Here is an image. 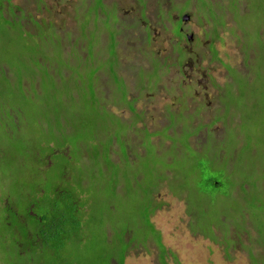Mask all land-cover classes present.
<instances>
[{"label":"rangeland","instance_id":"1","mask_svg":"<svg viewBox=\"0 0 264 264\" xmlns=\"http://www.w3.org/2000/svg\"><path fill=\"white\" fill-rule=\"evenodd\" d=\"M181 1L185 0H176V2ZM12 2L14 5H17L22 9L25 8L27 13L32 14L39 20H51L55 24L59 36L54 30H49V27L46 26V30H42L41 32L44 35L43 38L48 37L50 39H56L57 37H60L63 46H65V50L69 51L70 54H74V58L76 59H79L80 56L84 55V51H82L84 43L97 44L101 41L107 45L98 49L97 52L99 55L97 57V53H95L93 49L88 52L87 62L89 64L95 63L98 66V64L103 61L100 54L108 49V55H113L112 60H107V64L110 66L117 61L113 47L116 48L117 45L118 48H124L122 52H119L122 56L121 58H123L122 64L123 67H125V70L122 68L120 72H122L125 77H128V81L133 80V72L127 68V66L130 67V63L135 65L137 62V66L143 67L150 65V62L145 59L147 58L146 55H144L145 51H150L151 55H154L155 57H158L160 53L161 56L165 54L168 44L167 42H162L165 39L163 37V35L165 36V31L159 23V11L164 9V16L169 17L171 10L184 12V10H186L185 8H188L189 5L188 1L183 4L173 2L172 9L169 12L166 11V9L171 5L170 0H148L146 8L145 0H92V3L90 0H12ZM247 2L248 0H243V5ZM236 3H238L237 0H231L230 2L229 0L214 1L215 7L225 8L224 12L218 10L219 14H224L222 15L224 25H220V37L217 38L216 42L218 57L222 60V63L219 62V60H215L212 61L213 63H210L209 66L207 61H204V65H208L212 70L209 71L210 76L202 77V83L200 85L198 84L200 91L206 86L209 88L208 101L211 99V104H208L207 101L204 100L202 92L198 96V99L194 98L195 95H190V91L186 93L187 83L183 84L181 82V77L176 74L174 68L160 71V77L155 85H148V81L145 79L144 82L147 88L145 92L150 93V95L148 99H140L138 105V110L143 111L144 122L141 121L135 124V128L131 129L128 134L129 136L126 139L128 140V143L133 140L132 137L135 136L138 140H142V137L144 138L145 134L141 130L145 129V126H148L150 131L154 132V138L152 140L157 147L155 146V153L153 147L149 150L148 161L153 165L151 169H146L144 160L140 163L145 167V172L143 174L142 170L139 169V164L133 159H121L123 166L120 165L121 161H119L118 164L111 163L109 160L111 156L118 161L120 154L122 157H127L129 153L126 148H123L120 145L122 139L117 140V147L116 145H113V149H109L112 142V133L107 131V129L110 127L105 129L103 127L101 131L104 132V138L100 141H95L90 145L91 147H94V149L98 146L102 147L101 154L111 167L110 175H107L109 179H111L110 176L113 175V172L116 173L115 171L124 172L126 167L130 169V176H126L125 180H123V186L127 190L133 189L134 191L132 192V195H130L129 200L124 203L128 204L127 207H131L135 212L138 211V213H143L154 204V200L153 202L149 200L150 190L154 187L153 184H149V177L155 170H159V172L166 178L170 177V181H172H165L159 190L161 195L156 199L158 206L152 216L156 228H147V230L145 228H140L136 230V233L127 234V238L136 235L138 240L141 234H145V237L147 235L149 239L147 243H142L141 241L134 242L133 247L127 253L128 255L125 259L126 264H264V214L263 212L254 209L252 211L249 200H247L245 204L238 202V195L235 194L236 191L233 189L236 186L237 181L241 180L237 174H234L233 171L228 172L226 167L223 166L225 164L224 156H222L220 160H217V144L212 141L213 148H209L206 144L203 148V144L206 142L204 138L207 136V133L204 129H202V132L199 130L202 125L198 123L200 119L199 115L195 114L196 112H201L202 119L205 118L209 120L211 116L216 115V113L220 114V111L224 106L226 107V111L227 109L229 110L227 116H225L227 117L225 122L220 120L215 124L212 132H210V134L212 133L213 138L216 137L218 142L222 144H225V141H229L228 137H230L232 135L231 133L235 131L233 129L234 125L237 127L238 124H245L244 128H246V130L248 129L246 126L247 122L240 117V114L246 119L257 117L256 115H248V108L245 106H236V109L232 110L228 97L232 91L228 88H224L222 94L224 84L227 81L232 80V71L229 72L227 66L239 67V70L246 75L248 74L247 68H249L247 67V64H245L247 61L244 60V54L242 52V50H245V46L241 47L244 38L243 31L245 28V26L244 28L242 26L248 23L250 28L254 29L255 24L250 21L252 19L250 14L246 15L247 22L242 20L239 24L236 22ZM0 4L5 5L9 9H13L9 0H0ZM198 6L199 3L192 1L191 9L197 11ZM229 7L230 11L228 9ZM131 9L135 16H131L128 12V10ZM144 13L150 25L157 28L155 31V39H152L150 43L143 39L145 29V23L143 21H146ZM10 15L12 16V19L15 16L14 19L25 21L28 24L31 23L30 21H33L22 10L17 13V15L10 11ZM141 17L143 18V21L139 22L138 20L142 19ZM91 21L92 26L86 29L87 24H91ZM221 21L222 19L220 18L218 22ZM5 23H7V21L0 17V29L4 27ZM199 26L197 19H194V21L192 20L191 28L198 35L201 31ZM85 29L87 30V35H85L83 31ZM129 29L130 31H128ZM158 32H161L163 35H159ZM124 37L126 39H124ZM257 38L258 37L255 33L248 36L249 48L254 46V44H250V41H252V43L255 42L256 46ZM43 41L44 40L41 39L42 44ZM45 46H47L46 49H48V54L51 52V46L53 53L55 52L53 44ZM143 47H145V50ZM259 47L260 53L258 51V58L259 60H264V53H261V51L264 50V43L259 41ZM8 52L9 50H6L5 52L6 59L9 55ZM13 53L25 52L14 51ZM46 55L47 54H43L41 58L43 59V56ZM126 56L130 58L129 61L126 60ZM246 58L251 64L250 73L252 77L259 76L264 79V61L259 62L258 60L256 62L253 54ZM49 60H51L50 57L46 61L49 63ZM255 62L256 65L253 66ZM95 64L93 70L97 69ZM151 64L158 66L155 61L151 62ZM19 66H21V64H17L15 68H18ZM58 71H60L59 68H55V72L62 75V71ZM155 71L156 68H153L150 71L139 70L138 67L136 69V72H138L137 82L142 84L143 77L150 76L151 73ZM64 74L69 76L71 74L70 69L65 68ZM235 82L236 83L233 84L234 87L237 86L238 80L236 79ZM114 83L116 84L115 75L109 74L104 80V86H97L96 90L99 94L100 103L105 102L103 97L107 91L109 92L111 87L114 86ZM130 83L135 82L133 81ZM116 86L117 90L112 93V96L124 100L125 88L120 84H117ZM147 86L149 87V90ZM227 86L232 85L228 83ZM84 99L85 93L82 90L76 93L75 100L78 103H73L75 100L69 102V105L73 104L71 105V110L78 119L82 118V115H86V112L89 113L91 107H95L90 103L89 99ZM199 100L200 102L198 105L204 107L202 111H197L194 108ZM122 104L126 106L125 103L122 102ZM58 111L60 114L62 113L63 110L61 105L59 106ZM179 112H181L182 115H176ZM193 113L196 116V119L194 118L195 120L192 119L188 121L187 119H182V122L176 123V118L182 116L186 117L187 115L188 118L189 115L193 116ZM96 114L99 115V113ZM17 115H19V111H17ZM134 120L136 119L134 118ZM179 120H181V118H179ZM97 121L98 123L95 124L94 128L101 129V122L99 119ZM22 122L23 119L21 118L18 124H16L20 128L15 127L20 135L27 133V125L25 124L23 126ZM57 124H59L58 116L54 114L50 116L46 127L49 129V132L54 133L57 131V128L55 127ZM36 125L33 126L39 133V137L40 135L42 137L40 128ZM117 125L113 131V135H116L122 127L121 125ZM4 127L5 126L1 125L0 121L1 134L4 131ZM229 129L230 132L227 133ZM7 131H9L7 136L4 133L0 135V143L9 149L6 152L7 154L5 157L9 163V173L18 175L22 172H19V168L20 165L23 164V160H29V157L22 154H16L15 150L13 151L14 148L12 146H18L20 143L26 144L25 142L28 140L30 141L31 139L32 141V137L29 138L28 136L23 139L13 140L14 134H17V132H14V130ZM188 131L191 133L189 138ZM29 132L31 134V131ZM136 133L137 135H135ZM68 134L69 135L64 137L65 140L59 138L61 139L59 142H67V145H70L71 147H69L67 151H64L62 147L56 146L58 151H54L51 155L52 164L44 169L49 173V176L44 178L43 184L45 186L41 197H46L45 192H47V194H57L58 188H60L61 174L64 175L63 177L66 186L61 184L64 188V192H58L59 195L74 197L78 193H82L84 190L78 181L76 174L78 173L80 179H85L84 187L86 190L88 189L86 191L88 192L86 193V196L89 203L86 210L80 211V214L84 215L83 218L85 223L82 232L83 239L78 242V244L69 248L68 252L72 255L71 260L76 259L78 264H122L119 260L120 241L115 237L117 230H113V227H110L113 225L110 223V226H108L103 219L105 217L110 219L115 218L118 208L123 207L120 205L119 200H124V197H122V194H120V196H113V191L109 193L99 192L98 188H103L101 182L102 178L94 176L93 174L99 167L98 163H92L91 161L89 163L88 161L83 160L84 153H81L78 148L76 149L73 147L79 144V141H75L78 139L77 137L79 133L77 131L71 130ZM188 139L196 148H190L184 154L179 152L181 155L176 158L172 157V160L167 159L165 152L161 154L156 153L157 148L163 150L167 146L166 150L168 151L171 149V147L169 148L171 145L187 148ZM138 140H135L137 147L136 150L140 153L142 152L143 147L141 142L140 144H137V142H139ZM261 140L262 141H259L257 137L254 140L256 152L252 157L264 153V140ZM238 142L239 141L237 140V143ZM113 143L115 144V142ZM233 145H236V140ZM197 146H201V149L203 148V150H198ZM115 148L116 151L114 150ZM223 148L224 146H220L221 153L225 151ZM229 148L231 149L232 146ZM136 150L133 149L130 151L131 157L134 159H136L134 154ZM152 160H154L153 163ZM181 162L186 164V171L184 167H181ZM229 162V167H231L232 160ZM156 163L160 164V166H156ZM236 164L237 161L235 162V165ZM261 165L263 166V170L260 171V169H253L251 170V173L256 174L258 178L261 177V180L264 182V158L262 159ZM168 167L171 172L168 170ZM17 169H19L18 172H16ZM112 169H115V171ZM172 169H175L180 175L179 180L181 182H179V187L181 190H179L178 193H173L172 186L169 184L176 183L173 182L175 173ZM101 174L102 173H99L100 176ZM91 175L94 176V185L90 184ZM6 177L7 179L2 177V181L0 182V206L4 200L3 196L7 194L5 191L8 190L10 195L13 196V194L19 192L23 185L22 176L17 179L16 183H13L14 181L10 180V176ZM213 178L221 180L223 184L219 187H214L211 184ZM104 189L106 190L107 187ZM186 189L188 192L185 191ZM185 192H187L188 201L186 199L183 201L184 197L182 195ZM242 194L244 195L243 192ZM250 194L252 195V193ZM80 204H82V201ZM190 210L198 211V213H200L198 215L201 216V218L203 217L202 219L205 222L210 221L212 223L208 235H205L202 231L197 232L192 229L191 222L195 223L197 220L194 216L193 218L190 217ZM7 215H9L7 219H14L16 223L20 221L16 218V215L6 212L3 208V210L0 209V222L5 221L3 218ZM99 217L102 218L100 224H94L92 219H98ZM29 219L30 217L28 218L27 223H23L24 226L22 223H18V226L21 231L23 230L24 235H26L25 233L31 225ZM123 226L124 223L119 224L118 229L122 230ZM104 233L109 234L107 241H105ZM209 233L213 234V236H210ZM3 234L4 233L2 232V237L0 234V241L2 242H0V264H39V261H41L40 264H56L57 260L60 261L64 259V257L60 255L56 256L48 252H43L36 247H25L26 244L29 243L27 237L23 238L24 241L18 239V244L15 248L13 245L14 236H3ZM63 235L68 239H70V235H73L72 237H74V233H64ZM161 235L162 242L167 248L164 258L161 256L163 251L160 249L161 247L159 248L158 246V238H161ZM117 236L121 237V234H118ZM115 239H117L118 242L115 241ZM22 243L24 245V247L22 245L23 248L21 247ZM13 249L16 254L17 252L22 251L23 256L14 254Z\"/></svg>","mask_w":264,"mask_h":264},{"label":"trees","instance_id":"2","mask_svg":"<svg viewBox=\"0 0 264 264\" xmlns=\"http://www.w3.org/2000/svg\"><path fill=\"white\" fill-rule=\"evenodd\" d=\"M250 5H248V9L250 11L245 12L243 11L242 14H240V11L238 10V5L236 3V14L237 20L239 22L246 21V15H251V22L255 24L254 30L249 31L247 36H250L252 34H256L257 43L256 48L253 50L255 56H258V51L260 53V47H259V41L264 43V0H248ZM238 3L243 4V0H237ZM240 4V5H241ZM239 5V6H240ZM241 8V7H240ZM0 17L2 19H5L7 23L4 24V27L0 29V66L3 63H9L11 65L16 63H13L12 61H9L5 58V52L6 50H10L15 47H17L20 42L24 41L29 35V30H25L27 23L25 21L24 24L17 22L16 25L11 26L10 28L7 27V24H14L15 22H8V18L4 17L3 14L0 13ZM235 17V18H236ZM44 25H51L52 22L48 19H42ZM247 22V21H246ZM41 21L38 23L40 25ZM253 24V25H254ZM43 38V43L48 45L55 42V39L50 38ZM7 40L11 43V45L7 44ZM27 43V42H25ZM250 44H254L250 41ZM28 45V44H27ZM29 46V45H28ZM30 49V50H29ZM29 49L24 51L26 53V58L33 61L36 59V50L32 49L29 46ZM249 51H252L251 48H247ZM8 52V53H9ZM261 53H264V50L261 51ZM21 54V53H19ZM34 55V56H33ZM21 56V55H19ZM49 57L43 56V59L41 60L42 65H45V63L48 64L46 60H48ZM22 60V58H21ZM264 61V60H259ZM53 62H51L50 66H53ZM62 65V63H61ZM59 66L60 71L63 72L64 65ZM256 65V64H255ZM253 65V66H255ZM37 66V65H36ZM43 75V80L41 81V92L36 95L35 97H32L26 93L20 92L19 94H14L15 90H21V87L19 85H16L17 87L10 86L11 81L7 79L6 77L0 78V121L1 125H4V131L3 133L8 135L9 131L7 130H14V132H17V134H14L13 140H19L23 139L25 137H32V141L28 140L27 142L20 143L18 146L13 145L16 154H22L29 157V160H23V164L20 165V170L17 169L16 172H21V174H10L9 173V163L7 161L6 152L9 150L8 147L2 145L0 143V182L2 181V177L6 178V176H10V180L14 181L13 183H16L17 179L22 176V189L18 192L13 194V196L10 195L9 191L4 198H7L8 196L10 198H14L13 200H17V206L16 208L19 209L20 214H23L24 216L30 217L29 221L31 222L30 227L28 228L27 232L24 235L23 230L21 231L16 229L18 227V223H22V221H19L18 223L15 222L14 219H7V216L3 218L5 221L0 222V234L2 237V232L4 233L3 236L6 235H13V245L16 248L18 244V239L23 240L24 237H27L29 239V243H27V247H36L40 249L43 252H48L53 255H60L64 257L63 260L56 261V264H75L78 262L76 259H72V255L69 254L68 250L71 246H74L80 242L83 232V225L84 223V215H81V210H86L87 205L89 203V200H87L86 192L87 190L84 188L82 193H78L76 196H66V195H59V193L64 192V188L61 184L65 185V179L64 175H60V188H58L57 194L53 193H46V197H40V204L38 206H33L32 202H34L38 196L39 193H43L44 190V178H47L49 176V173L46 172L44 169L52 164L51 162V155L54 151H58L56 146H60L64 149V151H67L70 145H67L68 143H62L59 142L61 139L66 135H69L68 133L71 130L77 131L78 139L75 141H79L76 146H73L74 148H78V150L82 153H89L92 145L91 143H94L95 141H98L99 135L101 134V129L94 128L95 124L98 123L94 116L98 115L94 112L87 113L86 115H82V118L78 119L75 117L74 113L71 110V105H69L71 100L76 99V93L79 91L84 90L86 88L84 84V76L80 75L78 78L75 76L69 77V76H63L60 74L50 73L49 68L44 67L43 70H39ZM234 74L231 75L232 80L227 81L224 88H228L229 90H234L233 94H229V102L231 105L232 110L236 109V106H245L248 108L247 114L248 115H256L257 117L253 118H244L241 114L240 117L245 119L247 122L248 129L244 128V125H239L236 127L234 125L233 129L235 130L230 137H228V142L225 141V144H222L220 142H217L218 146V156L219 157L224 156L226 169L228 172H232L234 174H237L239 176V179L241 181H237L235 188L238 187V202L245 204L247 200H249L250 208L253 211L257 210L260 212H263L264 214V182L261 180V177H257L256 174L251 173V170L253 169H260L263 170V166L261 165L262 159L264 158V153L261 155L253 156V154L256 152V145L254 143V140L256 137L259 139V141L264 140V79L261 77H253L251 79H247L248 77L245 76L244 73L240 72L239 74L236 73V70L232 69ZM0 72H3L2 69ZM26 76H29V72H26ZM59 75V76H58ZM73 75V74H72ZM238 76V77H236ZM24 76H22L19 73L18 78L23 79ZM65 77V78H64ZM69 77V78H68ZM30 80L34 81V77H27ZM60 81H56V80ZM66 79H71L70 81H67ZM73 79V80H72ZM80 79V80H79ZM238 80V84L236 87L233 86L235 80ZM20 82V80H19ZM231 84L232 86H227ZM54 84V87H53ZM50 89H52V92L50 93ZM90 90V89H89ZM92 92V91H91ZM59 94V95H58ZM58 95V96H57ZM73 103H78L73 102ZM62 107V113L60 114L58 109L59 106ZM224 106V105H223ZM25 109L23 107H26V112L28 118H25L30 123L28 127H26L27 133L25 134H19L17 131V128H20L18 125V122L14 121V118L12 117L11 113H15L16 109ZM260 107V108H259ZM50 111H52V114H56L58 116L59 124L55 126L57 128V131L54 133L49 132V129L46 127L48 120L50 119ZM228 109L226 111V107L224 106V111H222L218 118L221 119L223 122L227 119V113ZM59 114V115H58ZM260 115V116H259ZM4 120V121H2ZM37 123V125H36ZM24 126V124L22 123ZM40 128V131L42 133V137L34 126ZM40 125V126H39ZM13 126V127H12ZM231 129V128H230ZM230 129L227 131V133L230 132ZM6 131V132H5ZM31 131V134L30 132ZM84 132V134H83ZM2 133V134H3ZM0 132V135H2ZM11 134V132H10ZM87 135V136H84ZM65 140V139H64ZM93 140V141H91ZM236 140V145L234 146L233 143ZM237 140L239 141L237 143ZM67 141V140H66ZM212 141H214L212 139ZM24 142V141H23ZM70 142V141H68ZM229 143V144H227ZM262 143V142H260ZM80 146V148H79ZM220 146H224L223 150H225L223 153L220 152ZM232 146L230 149L229 147ZM100 152V151H99ZM95 150L92 155L95 154V157H97V163L99 167L94 171V176L101 177V182L103 185V188H98L99 192L101 193H109V190L112 187V182H108V178L106 177L107 174L110 175V172L108 170L110 169V164L108 161H105L102 154ZM5 153V154H4ZM3 157V158H2ZM232 160L231 167H229V161ZM237 161V164L235 165V162ZM29 162V163H28ZM223 162V161H222ZM223 162V163H224ZM107 165V170H103V166L105 164ZM65 167V166H64ZM101 167V168H100ZM48 173V174H47ZM99 173H102L101 176ZM47 174V175H46ZM115 174L111 175V179L114 177ZM55 176V175H50ZM93 175L90 176V184L94 185V177ZM106 179V183H105ZM110 179V180H111ZM115 179V178H113ZM149 184L155 185L156 181H153L151 178L149 179ZM218 180V182L216 181ZM80 185H83V179H79ZM211 184L214 187H219L223 184V182L219 179L213 178L211 180ZM52 185V184H51ZM66 186V185H65ZM189 186V185H188ZM7 187V186H6ZM107 187L105 190L104 188ZM55 189V188H54ZM154 191V189L152 188ZM129 194V189L126 191ZM244 193V195L242 194ZM252 193V195L250 194ZM18 194H22L24 198L20 199ZM19 199V200H18ZM87 201H86V200ZM82 201V204L80 202ZM32 205V206H31ZM152 206V205H151ZM200 206V205H198ZM4 210L6 212H9V208L7 205L5 207L3 206ZM3 208L0 209L3 210ZM120 209V207H119ZM151 209V207H150ZM156 209V207H155ZM154 209V210H155ZM36 210L35 214H31V211ZM152 211V209H151ZM15 212V211H11ZM190 213L192 212L193 216L196 218V222H191L192 229L194 231H202L205 235H208L209 230L211 229L212 223L210 221L205 222L201 216H199L198 211L190 210ZM141 215V213H140ZM18 217L17 219H19ZM127 221H125L123 218L116 220L115 218H107L105 217L103 220L106 222L108 226H110V223L113 226V230L116 229V235L117 239L120 241V258L119 260L122 262V264H126V258H127V251L130 250L131 247H133L134 242L141 241L142 243H147L149 237L145 234H141L139 240L134 235L129 238V241H126V236L129 233H135L136 230L140 228H156L154 223L151 221H148V218L146 215L141 216V223H136V226L138 229L135 228V224L133 226H130V219L131 217L129 215H126ZM147 218V219H146ZM102 218L99 217L98 219L93 218L92 222L94 224H100ZM134 220V218H133ZM26 222V221H25ZM28 222V218H27ZM109 222V223H108ZM135 222V220H134ZM124 223L123 229L119 230L118 226L119 224ZM25 224V223H24ZM23 224V226H24ZM258 228V227H257ZM20 231V232H19ZM64 233H74L73 235H70V239L67 237H64ZM104 233L105 241L108 240L109 234ZM118 234H121L120 236H117ZM210 234V233H209ZM23 236V237H22ZM54 236V237H52ZM210 236H213V234H210ZM22 237V238H21ZM115 239V241H117ZM37 241V245H34L33 242ZM1 242V241H0ZM118 242V241H117ZM2 243V242H1ZM158 246L160 249H162L161 256L164 258V254L167 251V248L165 247L164 243L162 242V235L161 238H158ZM23 243L21 244L22 247ZM24 247V245H23ZM22 247V248H23ZM14 248V249H15ZM13 249L14 254L15 251ZM23 252L19 251L16 255L23 256ZM41 261L38 263L40 264Z\"/></svg>","mask_w":264,"mask_h":264},{"label":"flooded vegetation","instance_id":"3","mask_svg":"<svg viewBox=\"0 0 264 264\" xmlns=\"http://www.w3.org/2000/svg\"><path fill=\"white\" fill-rule=\"evenodd\" d=\"M186 1L189 2V5H188V8H185L186 10H184V12L171 10L173 2H175L177 4H183ZM192 1H196L197 3H199L197 11H194L193 9H191ZM214 1H217V0H185V1H181V2H176V0H170L171 5L169 8L166 9V11H169V12L171 10L169 17L164 16V13H163L164 9H161L159 11V14H158V19H160L159 23L162 25V28L165 31V33H164L165 36L161 32H158V33H159V35L162 34L163 37L165 38L162 42L163 43L167 42V44H168L166 47V50H165V54L161 56V53H160L158 57H155L154 55H151L150 51H145L144 55H146V57H147L145 59H147L148 62H150V65H148L147 67H143V66H137V62L135 65L130 63V67L127 66V68H129V70L133 72V80L128 81V77L127 76L125 77L122 74V72H120L122 70V68H123V70H125V67H123V64H122L123 58H121L122 56L120 54V52H122L124 50V48H122V47L118 48L117 45H116V48L113 47L114 53H116L117 61L114 60L115 62L113 64H111L110 66L107 64V60H109V59L112 60L113 55L112 56L108 55V49L105 52L100 54V57L103 59V61L100 64H98V66L95 63L89 64L87 62V59H88L87 53L88 52H90L93 49L95 51V53H97V55H96V57H97L99 55V53L97 52L98 49L103 48L105 45H107L104 42L102 43L101 41L98 42L97 44H92V43L89 44L87 42L84 43L82 46V51H84V55L83 56L78 55V56H80V58L76 59V58H74L75 57L74 54H70L69 51L65 50V46H63L62 39L60 37H57L55 39V42L52 43L54 48H55V52L53 53V49L51 46V48H50L51 52L48 54V49H46L47 46H45L46 44L44 45V43L42 44V42H41V39H43V36H44L41 32H42V30L45 31L46 26H48L49 30L50 29L54 30L56 32V34L59 36V32L56 29L55 24L51 20L48 19L49 21L52 22V24L51 25H44L42 19L41 20L37 19L32 14L27 13L25 8L22 9L19 6L14 5L12 0H9L13 9H9L5 5L0 4V13L3 14L4 17L8 18V22L9 21L15 22L14 24L8 23L7 24L8 28L16 25L17 22L24 24L23 21H18L16 19H14L15 16L12 19V16L10 15V11L13 12L15 15H17V13H19L22 10L33 21L29 20L31 23L30 24L27 23L28 27L26 26V29H25V30H29L30 35L24 41L20 42V44L17 47H15V48L12 47V49L9 52V55L7 56V59L9 61L16 63V65L21 64V66H19L18 68H15V66H16L15 64L11 65L9 63H3L0 66V70L2 69V71H3V72H0V78H2L4 76L7 79H9V81H11L10 86H12V87H17L16 85H19L21 87V90H19V89L15 90L14 94H19L20 92H22V93H26L32 97H35L36 95H38L41 92V89H42L41 81L43 80V77L45 75H43L39 70L42 71L44 67H46V68L48 67L50 73H55V68L59 67L62 63V65H64L65 68L70 69L71 75L69 77L75 76L74 77V79H75L76 77L78 78L80 75H83L84 76V78H83L84 84L86 86V88H84V90H83L85 93V99L84 100L89 99L90 103L93 106H95V107H91V110L89 111V113L90 112L99 113V115L94 116V119L96 121L99 119V121L101 122V128L104 127V129H105V128L110 127L109 129H107V131L112 133V138H111L112 142H111V145L109 146V149H113L112 148L113 145H116V147H117V140L122 139L120 145L123 148H126L127 152L129 153V155L127 157H122V155L120 154L118 161L115 160L112 156L109 158V160L113 164H118L119 161H121V159H133V160L137 161V163L139 164V169L142 170V174H143L145 172V167L140 164L143 160L145 162L144 165L146 166L147 170L151 169V167L153 166L148 161V155H149V150H151L152 147H153L154 153H155V146L157 147V145H155L154 141L152 140L154 138V132L150 131L148 126H145V129L141 130L145 134V137L144 138L142 137V140H138L137 137L135 136V137H132L133 140L129 141V143H128V140L126 138H128V136H129L128 134L131 131V129L135 128V124H137L138 122H141V121L144 122L143 111L138 110V105H139L140 99H148V97L150 95V93L145 92L147 90V88L145 86V82H144L145 79H147L148 85L149 84L155 85V83H157V81L160 77L159 76L160 71L170 70L171 68H174V70H176V74L179 77H181V82L183 84L187 83L186 93L188 91H190L191 92L190 95H195L194 98L198 99V96L202 92V94L204 95V100L207 101L208 104H211V99L208 101V99H209V88L206 86L205 88H203L200 91V89L198 88V84L200 85L202 83L201 82L202 77H204V76L209 77L210 76L209 71H211L212 69L210 67H208V65L210 66V63H213L212 61H215V60H219V62L222 61L218 57V49L216 46V42H217V38L220 37V25H222V26L224 25L223 16H222L224 14H219L218 10L220 12H224L225 8L224 7H222V8L215 7ZM230 1L231 0H229V2ZM90 2L92 3V0H90ZM145 2H146V4H145V8H146V6L148 5L147 4L148 0H145ZM204 2H205V4H204ZM249 3H250L249 1L247 3H245L244 5L241 3H237L238 10L240 11V14H242L243 11H245V12L250 11L248 9V5H250ZM229 6H230V3H229ZM228 9L230 11V7ZM128 12L131 14V16H135L132 12V9L128 10ZM144 16H145V13H144ZM144 18L146 21H143V18L139 19L138 21L139 22L143 21L145 23L143 39H144V41H147L148 43H150L152 39H155V31L157 30V28L150 25L146 16ZM220 18L222 19V21L218 22ZM194 19L198 20L199 25H200L199 27L201 28L199 35L191 28L192 20L194 21ZM235 20L238 24L240 23L239 20H237V17L235 18ZM40 21H41V23L39 25L38 23ZM90 26H92V21H91V24H89V25L87 24L86 29L90 28ZM244 26H245V28H244ZM242 27L244 28V31H243L244 38H243V42L241 44V47L245 46V50H242V52L244 54V60L247 61V62H245V64H247V67H249V68H247L248 74L247 75L245 73L244 74L246 77H248L247 79H251V78H253L251 73H250L251 64L248 62L249 60L246 57H250L252 54L255 56L253 50L256 48V46L254 45L251 48L252 52L247 49L249 47L247 34L249 31H253L254 29L250 28L248 23L246 25H243ZM86 29L83 30L85 35H87ZM130 29H131V27H130ZM130 29L128 31H130ZM202 33H203V36H202ZM124 39H126V38L124 37ZM25 42H27V43H25ZM125 42L127 43L126 40H125ZM7 44L11 45V43L8 40H7ZM27 44L32 49L36 50V52H35L36 59H34L33 61L26 58L27 57L26 53H21V54L13 53L14 51H26L27 49H29V46ZM49 45H51V43ZM143 49L145 50V47H143ZM43 54L44 55L47 54L46 57L51 58V60H49L48 64L45 63V65H42L43 62L41 61L42 60L41 57ZM51 54H52V56H51ZM19 55H21V56H19ZM21 58H22V60H21ZM125 58L127 61L130 60V58H128L127 56ZM258 60H259L258 56H255V61L257 62ZM153 61H155L158 64V66L152 65L151 62H153ZM204 61H207L208 65H204V63H203ZM40 62H42V63H40ZM51 62H53L54 67L50 66ZM256 62H255V64H256ZM94 64L97 67L96 70H93ZM138 67H139V70H150V71L153 68H156V71L151 73L150 76H144L143 77V83L139 84L137 82L138 72H136V69ZM227 67H228L229 72L232 71V69L236 70L237 74H239L241 72L239 70L240 69L239 67H235V66H227ZM65 68H63V71L65 70ZM26 72L30 73L29 76H26V74H27ZM144 72H147V71H144ZM19 73L22 76H24L23 79L18 78ZM109 74L115 75L116 84L114 83V86L111 87L110 91L109 92L107 91V93L104 95L103 99L105 100V102L100 103L99 94H98L96 88L98 85L104 86V80L109 76ZM232 74H234L233 71H232ZM62 75L66 76L63 72H62ZM27 77H34V81L28 79ZM19 80H20V82H19ZM66 80L70 81L71 79H66ZM56 81H60V80L57 79ZM133 81L135 83H130ZM117 84H120L125 88V91H124L125 92L124 93V100L125 101L117 99V98L112 96V93L115 90H117V86H116ZM225 84H224V86H225ZM53 87H54V84H53ZM148 90H149V87H148ZM232 91H234V90H232ZM51 92H52V89H50V93ZM223 92H224V87L222 90V94H223ZM233 93L234 92H231V94H233ZM185 94H183V95H185ZM220 100H221V96H220ZM122 102L125 103L126 106L123 105ZM199 102H200V100L197 102V104L194 106V108L197 111H202V109L204 107L202 105H198ZM23 108H25V109H19V107H18V109L15 110V113H11V114H12V117L14 118V121L19 122V120L22 118L23 119L22 123L24 125L26 124L28 127L30 125V123H28L29 120L25 119V118H28L27 112H26L27 108L26 107H23ZM17 111H19V115H17ZM222 111H224V107L221 109L220 112H222ZM127 113H129V114H127ZM100 114H101V116H100ZM195 114L199 115V117H200L198 123H200L202 125V127L199 130L202 132V129H204V130H206V133H207V136H205V138H204L206 142L203 144V148H204L205 144L208 145L209 148H211V147L213 148L212 139L214 140L213 143H215V144L218 142V140L216 139V137L213 138V135H212V133L210 134V132H212V129L215 126V124L221 120L218 118L219 113H216V115L211 116V118L209 120H207L205 118L202 119L201 112H196ZM49 115L50 116L53 115L52 111H50ZM176 115L180 116V115H182V113L179 112ZM187 116L186 117L185 116L179 117V118H181V120H179V118H176V123L182 122V119H185V120L187 119L188 121H190L194 118L196 119V116L194 115V113H193L194 117L192 115H189V117L187 118ZM134 118L136 120H134ZM2 121H4V120H2ZM116 125L117 126L121 125L122 127L119 129V132L116 135H113V131L116 128ZM188 133H189V136H188V138H189L191 133L189 131H188ZM135 135H137V133ZM103 138H104V132H101V134L99 135L98 141H100ZM135 140L139 141V142H137V144H140V142L142 143L143 150L140 153H138L136 150L137 147H136ZM113 142H115V144ZM129 144H131V145H129ZM187 145H188L187 148H185V147L182 148L180 146L171 145V146H169V148L171 147V149H169L168 151L166 150L167 146L163 150H159L157 148L156 153L161 154V153L165 152V156H167V159L172 160V157L176 158V157L181 155L179 152L184 154V153H186V151H188V149L196 148L190 143L189 139H188ZM203 148L201 149V146H200V147H198V150L202 151ZM101 149H102V147H100V146H98L95 149L93 147L92 149H90L89 153L85 152L83 154L84 155L83 160H86L89 163H90V161L92 163H95L97 161V157L93 158L95 156V154L94 155H92V154H93V152H95V150H97V152L100 151L99 153L101 155ZM133 149L136 150L134 152L136 159L131 157L130 151ZM114 150L116 151V148ZM109 153H110V150H109ZM117 156H118V154H117ZM220 159H221V157H219V160ZM153 162H154V160H152V163ZM180 164H181V167L182 168L184 167L185 171H186L187 170L186 164L183 162H181ZM120 165L123 166L122 161L120 162ZM156 166H160V164L156 163ZM226 166H228V165H226ZM102 168L104 171L107 170V165L105 164ZM168 170L170 171L169 167H168ZM172 170L175 173L174 174L175 178L173 179V182H176V183L175 184L169 183V184L172 186V192L178 193V191L181 190V188L179 187V182H181L179 180L180 175L178 174V172H176L175 169H172ZM113 171H115V169ZM108 172H111V167L108 170ZM115 172L116 173L113 172V174H115L113 178H115V179L112 178V180H111V182L113 184H112V187L109 190V192L113 191V196H117V195L120 196V194H122L123 195L122 197H124V200H122V201L119 200L120 205L123 207H121L120 209L118 208V212L115 216V219L119 220L121 218H124L127 221L126 215H129L131 217V219H130L131 225L130 226H133V224H135V228L138 229V227L136 226V223L137 224L141 223L140 213H138V211L135 212L134 209H132L131 207L128 208L127 207L128 204L124 203V202H127L129 200L130 195H132V192L134 191L133 189L132 190L129 189V194H128V192H126L127 189H125L123 186L124 185L123 180H125L126 176H130L129 175L130 169L126 167L124 172H122V171H120V172L115 171ZM76 174H77L78 181H79L80 178L78 176V173H76ZM93 174H96V173H93ZM150 178L153 181H156V183L153 187L154 191L151 188L150 196H149V200H151L152 202L154 200V202H153L154 204L152 206H150L152 211L150 208H148L145 212L141 213V216L146 215V217L148 218V221L153 222L152 216H153L154 212L156 211L155 207L158 206V204L156 203L157 202L156 199L158 198L159 195H161V192L159 190L165 181H168V182H172V181H170V177L166 178L163 174H161L159 172V170H155L154 173H152L150 175L149 179ZM109 181H110V179L108 178V182ZM216 181L218 182V180H216ZM84 184H85V179H83V185ZM81 187H82V189L85 188L84 186H81ZM21 189H22V186H21ZM187 189L185 191H187ZM235 191H236L235 194H238V187L235 188ZM187 192H185L182 195L184 197L183 201H185V199L188 201ZM41 196H42V193H39L38 196L36 197L37 199L34 202H32L33 206L39 207V204H40L39 198ZM18 197L20 199L24 198L22 194H19ZM13 199L14 198H10L9 196L7 198H4L3 203L1 204V208H3V206L7 205L9 208L8 213H11V211H15L12 213L14 215H16V218L20 217L19 218L20 221H22L23 223H27V218H29V217L24 216L23 214H20L19 209H18L19 207L16 208L17 200H13ZM187 211H188V209H187ZM30 213L35 214L36 210H34V211L32 210ZM189 214H190V217L193 218L192 212ZM7 217H9V215ZM133 218H134L135 222H134ZM16 229L19 230V226L16 227ZM135 233H136V231H135ZM127 237H128V235L126 236V239H127L126 241H129V238H127ZM33 244H37V241L33 242ZM25 247H27V244ZM29 247L30 246H28L27 248H29Z\"/></svg>","mask_w":264,"mask_h":264}]
</instances>
